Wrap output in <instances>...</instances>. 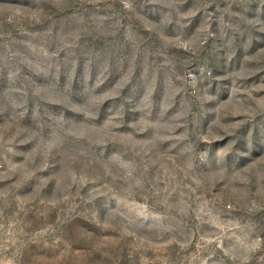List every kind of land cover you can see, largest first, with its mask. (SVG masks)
Here are the masks:
<instances>
[{
  "label": "rangeland",
  "instance_id": "rangeland-1",
  "mask_svg": "<svg viewBox=\"0 0 264 264\" xmlns=\"http://www.w3.org/2000/svg\"><path fill=\"white\" fill-rule=\"evenodd\" d=\"M0 264H264V0H0Z\"/></svg>",
  "mask_w": 264,
  "mask_h": 264
}]
</instances>
